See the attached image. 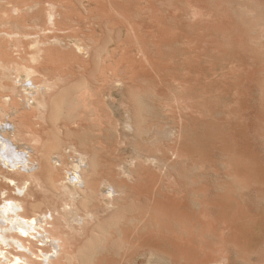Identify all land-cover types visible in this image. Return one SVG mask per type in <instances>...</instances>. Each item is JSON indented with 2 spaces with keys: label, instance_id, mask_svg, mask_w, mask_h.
Wrapping results in <instances>:
<instances>
[{
  "label": "rangeland",
  "instance_id": "obj_1",
  "mask_svg": "<svg viewBox=\"0 0 264 264\" xmlns=\"http://www.w3.org/2000/svg\"><path fill=\"white\" fill-rule=\"evenodd\" d=\"M23 1L0 0V23L41 34L39 17L50 40L66 44L47 46L39 69L97 82L98 123L71 112L88 133L100 128L86 138L101 144L107 173H132L130 198L118 203L125 230L98 240L93 261L73 264H264V0H49L53 25L47 0L14 11ZM62 122L77 141L79 126ZM38 172L47 174L44 164Z\"/></svg>",
  "mask_w": 264,
  "mask_h": 264
},
{
  "label": "bare ground",
  "instance_id": "obj_2",
  "mask_svg": "<svg viewBox=\"0 0 264 264\" xmlns=\"http://www.w3.org/2000/svg\"><path fill=\"white\" fill-rule=\"evenodd\" d=\"M39 3L24 0L21 5L12 4V8L27 12ZM43 14L46 24L55 23V5L49 0L45 2ZM32 21L42 35L29 31L27 23H0L10 28L0 32V38L9 39L6 45H0V264H73L82 255L89 258V263L99 256L95 255L98 245L112 243L113 228L122 227V209L118 203L130 198L125 181L131 180L132 173L129 167L121 166L116 179L112 178L103 164L101 144L91 139L92 133L97 134L95 129L100 128L88 133L71 112L75 108L80 116L83 114L98 123L100 109L92 99L96 80L95 84L85 77L74 81L75 76L69 71L65 73V68L54 73L45 65L46 68L39 69L41 61L46 59L47 46L66 44H61L58 38L50 40L48 27L40 23L39 17ZM25 40L27 48L21 46ZM73 45L77 53L83 54V46L77 42ZM19 50L27 53L25 60L19 56L13 59V53L17 55ZM116 82L111 84L113 88ZM106 105L114 110L109 101ZM63 118L79 126L81 135L77 141L73 130L62 122ZM87 135L91 138H86ZM136 155L141 156L138 152ZM132 160L133 157L128 158L129 165ZM43 164L45 176L38 172ZM33 189L40 195L36 196ZM140 217H137L139 222ZM123 234L120 233L121 242H124ZM79 238L83 239L82 246H77ZM129 240L128 243L132 239ZM128 243L129 250H140L129 243L130 248Z\"/></svg>",
  "mask_w": 264,
  "mask_h": 264
}]
</instances>
